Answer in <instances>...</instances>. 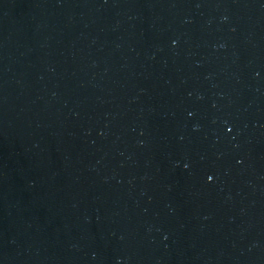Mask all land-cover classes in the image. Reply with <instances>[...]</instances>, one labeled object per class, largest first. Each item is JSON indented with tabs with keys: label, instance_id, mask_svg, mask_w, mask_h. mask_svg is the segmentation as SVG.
Instances as JSON below:
<instances>
[{
	"label": "water",
	"instance_id": "1",
	"mask_svg": "<svg viewBox=\"0 0 264 264\" xmlns=\"http://www.w3.org/2000/svg\"><path fill=\"white\" fill-rule=\"evenodd\" d=\"M0 264H264V0H0Z\"/></svg>",
	"mask_w": 264,
	"mask_h": 264
}]
</instances>
